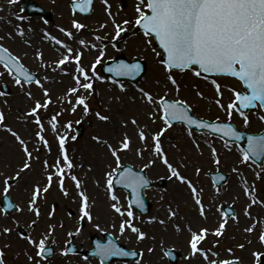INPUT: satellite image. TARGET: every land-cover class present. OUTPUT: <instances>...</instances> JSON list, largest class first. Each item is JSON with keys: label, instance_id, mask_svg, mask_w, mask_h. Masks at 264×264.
Listing matches in <instances>:
<instances>
[{"label": "rangeland", "instance_id": "1", "mask_svg": "<svg viewBox=\"0 0 264 264\" xmlns=\"http://www.w3.org/2000/svg\"><path fill=\"white\" fill-rule=\"evenodd\" d=\"M21 1L0 0V45L38 82L19 83L0 66L3 264H100L64 251L71 238L80 251L92 250L90 237L102 232L142 253L140 262L128 264H170L164 248L182 255L178 264H259L264 165L256 167L236 144L168 126L159 105L164 98L181 101L198 118L264 132L262 111H237L242 85L204 79L196 68L167 70L153 39L135 32L147 0H95L87 18L73 14L74 0H35L53 23L26 17ZM123 37L117 49L115 40ZM118 55L146 63L137 85L101 74L100 65ZM3 84L11 94L1 92ZM125 164L154 182L145 191L153 207L147 216L111 187ZM218 171L229 177L220 189L209 177ZM5 190L19 212H2ZM225 207L235 215L225 217ZM44 247L54 255L39 257Z\"/></svg>", "mask_w": 264, "mask_h": 264}, {"label": "water", "instance_id": "2", "mask_svg": "<svg viewBox=\"0 0 264 264\" xmlns=\"http://www.w3.org/2000/svg\"><path fill=\"white\" fill-rule=\"evenodd\" d=\"M93 0H82L72 4L75 13L84 17L92 11ZM151 13L138 24L143 31L155 39V46L163 51L162 62L172 70H184L198 66L200 74L207 77L232 76L242 81L248 94L238 93V109L250 112L259 103L264 110V0H149ZM23 10L28 16L51 19V13L32 0L23 1ZM0 63L25 83L36 82L31 74L8 51L0 47ZM239 66V69L236 68ZM105 75L117 81L133 84L142 79L146 64L140 60L129 61L118 57L102 66ZM6 91V86H3ZM170 125H185L190 130L208 132L227 142L238 144L257 165L264 163V133L259 135L241 132L232 123L205 121L196 118L191 109L182 102L164 99L161 102ZM217 187L228 180L220 172L210 175ZM113 186L130 194V206L142 215H147L152 205L144 197V189L152 186L146 174L131 166L122 167L113 180ZM3 209L12 213L18 208L5 195ZM232 214V212H230ZM104 242L93 238L94 250L86 253L98 257L102 263L115 261H137L140 254L128 251L111 235H103ZM70 251L77 253L71 243ZM173 264L178 254L165 251ZM52 254L45 250V254Z\"/></svg>", "mask_w": 264, "mask_h": 264}]
</instances>
